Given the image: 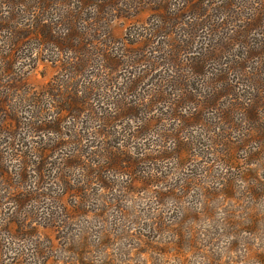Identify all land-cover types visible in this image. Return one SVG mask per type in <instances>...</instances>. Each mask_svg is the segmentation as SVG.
<instances>
[{
  "label": "rangeland",
  "instance_id": "1",
  "mask_svg": "<svg viewBox=\"0 0 264 264\" xmlns=\"http://www.w3.org/2000/svg\"><path fill=\"white\" fill-rule=\"evenodd\" d=\"M184 1L3 21L0 264H264V0Z\"/></svg>",
  "mask_w": 264,
  "mask_h": 264
},
{
  "label": "trees",
  "instance_id": "2",
  "mask_svg": "<svg viewBox=\"0 0 264 264\" xmlns=\"http://www.w3.org/2000/svg\"><path fill=\"white\" fill-rule=\"evenodd\" d=\"M184 2L185 3L183 5L187 4V8L188 9L197 10L198 8H202L201 5L204 3V0H185ZM76 4H77V6L75 7V10H73L72 6L76 5ZM115 5H116V0H1L0 1V26L3 25V21H5L7 23L12 22V24H10L9 27H5V29L6 28L7 29H9V28L12 29L13 27H15L16 28L15 30H10V31L14 35H19V29H21V28L16 26V24H14L13 22L16 21V18L19 19V16H20L21 12H27V11H30L31 8H35L36 17L41 22V23L37 24L36 27H35L36 34H37L39 39H43V42L46 43V42L52 41V39H53L52 35L49 32H47V29L45 28V25L47 26V24H48L50 26V29H51V27H53V23H48L47 21L43 20V19L49 18L48 16L53 17L55 15H60V16L63 17V18L61 17L62 19H57L58 21L55 22V23H59L60 20H61V22L63 21L65 23L66 22V18H67L68 24L70 26V27L67 28V30L69 29L70 31H73V33H76L75 29L74 30L71 29L72 23H71L70 20H73V19L76 20L77 17L82 12L86 11L90 7L91 8L101 9V10H103L105 7H107L108 9L111 10V8L114 9ZM178 6H180V3H178ZM59 7H62V9H61L60 13H57ZM168 7H167V1L166 2H158V4L156 5L155 9L159 10V11L161 9L165 10V11H168ZM4 9H5V11H4ZM195 12H194V14H195ZM175 16H177V15H175ZM42 21H43V23H42ZM84 21H86V20H84ZM3 27H4V25H3ZM16 33H18V34H16ZM76 34H77V36H73L72 40L69 37V44L73 40H75V38H78L79 39V44L77 42L75 45H72V46H76L78 48H82L88 42H86L85 39L82 36L79 35V33H76ZM151 34L153 35L152 32H151ZM155 34H157V33H155ZM20 38H21V35H20ZM17 40H13V41H17ZM53 41H57L58 42L57 44L60 43L59 40H53ZM80 44H82V45H80ZM202 67L204 68V64L202 65V62L200 61V62L197 63V67L194 65V67H192V69L194 71H196V72H199V70H202ZM212 73H213V75L217 74V73H214V71H212ZM128 95H129V93H128ZM130 96H132V95H130ZM72 98H73V96H72ZM145 100H147V99H143V100H141V98H138L136 100L135 99H129V101L131 103H128V105L126 107H120V108H118V109H116L114 111V113H115L114 115H116L115 117L111 118L112 116H109V117L106 118L109 126L111 124H113L117 120H120V119H123V118H129L131 116L134 117V118H137L138 117V113L147 112L146 109L148 108V105L152 104V103H151V99L150 100L148 99L147 102ZM174 110H176V109L174 108ZM251 110L252 109H249L248 111L246 110L247 113L245 111L248 121H250L253 118V116H254V113L253 114L250 113ZM73 111L74 110H73L72 107L68 108V114L70 116H72L71 113ZM178 118L182 122L187 121L186 117L178 115ZM257 118L260 121V118L258 117V115H257ZM223 119L224 120H222V122L225 121V122H227V124H229V125L231 124V127L236 124V122L233 119H231V118L224 117ZM92 120H93V118H92ZM191 120H193L195 122L197 120H201V114L192 113ZM141 121L143 122V119ZM231 121H233V122H231ZM144 130H145V127H142V128H140V130H136V131H134V133H131L130 135L132 137H134V138H140L144 134V132H145ZM170 131H171V129H170ZM107 132L109 133V131H107ZM177 135H178V133H176V134H174L172 136L175 139ZM262 135H263L262 137H264V133ZM128 137H130V136H128ZM260 137H255V138L257 139V138H260ZM49 146H51V145H49ZM52 150L53 149L51 147H49V148L45 147V148H43L42 150H39V151L41 153L43 152V153L46 154V152H50ZM130 168H133V166H130ZM134 170L135 171L138 170V167H135ZM134 170H133V172H134Z\"/></svg>",
  "mask_w": 264,
  "mask_h": 264
}]
</instances>
